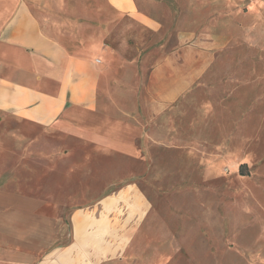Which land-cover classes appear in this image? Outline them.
<instances>
[{
  "label": "rangeland",
  "instance_id": "1",
  "mask_svg": "<svg viewBox=\"0 0 264 264\" xmlns=\"http://www.w3.org/2000/svg\"><path fill=\"white\" fill-rule=\"evenodd\" d=\"M135 1L157 25L111 21L100 112L145 129L139 156L33 128L3 142L0 187L51 202L40 213L63 220L136 185L150 215L106 264H264V0ZM67 41L70 51L92 48ZM172 53L195 79L162 109L151 75ZM116 95L129 99L110 110Z\"/></svg>",
  "mask_w": 264,
  "mask_h": 264
},
{
  "label": "crops",
  "instance_id": "2",
  "mask_svg": "<svg viewBox=\"0 0 264 264\" xmlns=\"http://www.w3.org/2000/svg\"><path fill=\"white\" fill-rule=\"evenodd\" d=\"M120 16L157 25L135 0H0V149L34 128L103 154L139 156L135 139L148 138L145 129L100 112L111 66L100 46ZM68 37L92 48L70 51ZM175 64L172 53L151 75L162 109L195 79ZM116 98L108 109L129 99ZM50 204L0 187V264H106L129 251L152 209L134 184L86 202L63 220L40 213Z\"/></svg>",
  "mask_w": 264,
  "mask_h": 264
},
{
  "label": "trees",
  "instance_id": "3",
  "mask_svg": "<svg viewBox=\"0 0 264 264\" xmlns=\"http://www.w3.org/2000/svg\"><path fill=\"white\" fill-rule=\"evenodd\" d=\"M244 167H245V165L240 166V172H241V170H243Z\"/></svg>",
  "mask_w": 264,
  "mask_h": 264
}]
</instances>
